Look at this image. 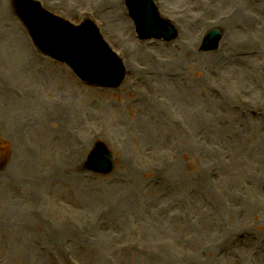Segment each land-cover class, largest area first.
<instances>
[{
    "label": "rangeland",
    "instance_id": "rangeland-1",
    "mask_svg": "<svg viewBox=\"0 0 264 264\" xmlns=\"http://www.w3.org/2000/svg\"><path fill=\"white\" fill-rule=\"evenodd\" d=\"M39 1L96 18L127 72L117 89L80 83L20 43L0 0V264H264V0L233 2L263 30L240 25L254 54L238 69L198 41L218 23L224 42L231 4L205 21L214 0L159 1L179 36L158 41L137 38L123 0ZM97 142L107 175L83 167Z\"/></svg>",
    "mask_w": 264,
    "mask_h": 264
},
{
    "label": "water",
    "instance_id": "water-1",
    "mask_svg": "<svg viewBox=\"0 0 264 264\" xmlns=\"http://www.w3.org/2000/svg\"><path fill=\"white\" fill-rule=\"evenodd\" d=\"M133 6L138 8V10H140V8L144 10L145 0L133 3ZM25 7L26 9L22 17L37 48L57 60L62 61L66 58L73 62L74 66L71 65V67L82 80L91 82L100 80L102 78V73L106 71L105 69L109 68L110 65L112 67L116 64L114 61H101L97 55L92 52V38L95 39V36L92 32L90 34L87 30V26L74 28L65 22L44 15L37 5L27 4ZM132 15H134L133 12ZM145 26L146 29L144 33L146 36H155L160 32L159 30H155L153 27L154 25L151 23H146ZM104 53L107 52L104 51ZM122 76L123 72L120 71L111 78L107 77L106 83L101 84L118 86ZM89 158L91 167L97 171L106 170L108 165L109 167L112 165V160L108 152L103 149L94 151Z\"/></svg>",
    "mask_w": 264,
    "mask_h": 264
},
{
    "label": "bare ground",
    "instance_id": "bare-ground-1",
    "mask_svg": "<svg viewBox=\"0 0 264 264\" xmlns=\"http://www.w3.org/2000/svg\"><path fill=\"white\" fill-rule=\"evenodd\" d=\"M236 1H239V0H216L218 5H206V4L201 5V8H202L201 10L203 12L202 15H204L203 19L206 21V19L209 18L211 15L218 13L224 7H226V5L231 4L230 5L231 7L227 8L228 9V12H226L227 15L221 17L222 19H227L225 21H222V23L224 22L225 24H228L227 28H225L227 30V32H226L227 36L223 42V45H222V42L220 43V46H222L221 50L224 51L223 54H221V50H220L215 55H213V54L202 55V57H223L224 62L221 65H223L225 67L228 66L229 69H231V68L238 69V67L236 66V62H237L236 57L240 56L238 53V50L240 47L237 43L238 41L236 40L237 39L236 37L238 35L242 36L245 34L243 32L242 28H240V25H245L248 23L247 18L244 15H242L243 12H240L239 8L234 7L233 2H236ZM205 21H202L201 25H204ZM234 23H236V24H235V26L232 27L231 24L233 25ZM216 25H219V24L217 23ZM238 26H239L238 29H236V30L233 29V28L238 27ZM247 26H248V24H247ZM196 27L198 28L199 26H197V24H196ZM262 32H263V30H258L257 33H255V36H259ZM246 35H248V34H246ZM196 36H197L196 33H194L193 37H192L193 43H194ZM255 36L249 35V37H247V38H250V37L255 38ZM252 45H253V42L244 44L242 47H246V46L252 47ZM187 47L188 46H186V48ZM24 51H26V50H24ZM186 52H187L186 56L190 54L189 50H186ZM30 57H33V56H30ZM56 112L60 113L61 111L58 110Z\"/></svg>",
    "mask_w": 264,
    "mask_h": 264
}]
</instances>
